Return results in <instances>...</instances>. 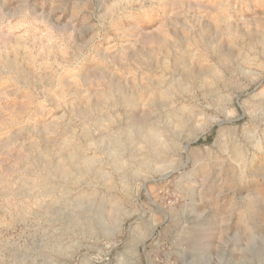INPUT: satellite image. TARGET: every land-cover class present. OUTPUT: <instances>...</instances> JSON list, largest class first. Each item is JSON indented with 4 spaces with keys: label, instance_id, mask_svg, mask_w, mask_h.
<instances>
[{
    "label": "rangeland",
    "instance_id": "1",
    "mask_svg": "<svg viewBox=\"0 0 264 264\" xmlns=\"http://www.w3.org/2000/svg\"><path fill=\"white\" fill-rule=\"evenodd\" d=\"M0 264H264V0H0Z\"/></svg>",
    "mask_w": 264,
    "mask_h": 264
},
{
    "label": "bare ground",
    "instance_id": "2",
    "mask_svg": "<svg viewBox=\"0 0 264 264\" xmlns=\"http://www.w3.org/2000/svg\"><path fill=\"white\" fill-rule=\"evenodd\" d=\"M163 44V42L162 41H160L159 42V45H162ZM151 132V131H150ZM155 132V131H154ZM152 134H153V132H151ZM151 133H149V134H151Z\"/></svg>",
    "mask_w": 264,
    "mask_h": 264
}]
</instances>
